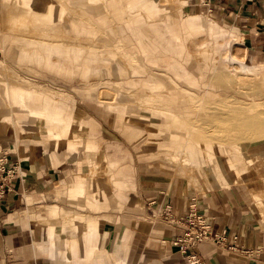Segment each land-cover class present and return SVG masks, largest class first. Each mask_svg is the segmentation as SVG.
<instances>
[{"label":"crops","instance_id":"1","mask_svg":"<svg viewBox=\"0 0 264 264\" xmlns=\"http://www.w3.org/2000/svg\"><path fill=\"white\" fill-rule=\"evenodd\" d=\"M6 3L10 9L1 22L9 31L44 41L75 42L60 22L69 8L64 0H6ZM141 3L139 14L128 15L112 31L117 42L126 43L130 55H125L135 57L138 68L148 69L143 64L149 61L163 63L162 50L151 49L164 40L162 25L173 36L183 30L188 39L204 30L201 13L209 14L218 24L215 25L226 30L230 21L235 23L242 33L247 55L256 52L253 65L262 64L257 54L261 56L264 52V0H186L189 10L182 23L179 15L150 20ZM114 4L117 3L114 1ZM201 8L203 11L199 12ZM121 10L119 16L128 11ZM190 17H197L194 25L188 23ZM32 48L38 49L21 50L22 58L43 61L50 69L63 67L69 61V65H78L82 58L81 62H85L84 45L41 44ZM209 63V57L203 56L202 61L186 69L184 78L189 87L210 88V81L202 78L201 71ZM257 70L258 77L262 72L261 68ZM2 81L7 85L4 89L0 87L3 91L10 90L12 101L18 102L19 97V102L29 103L30 113L43 119L44 127L55 136L59 138L73 131L70 121L62 116V109L52 111L49 107L47 113L38 108L40 96L29 94L15 84L9 85L8 80ZM1 88L0 149L18 161L19 168L14 191L0 202V264H188L172 243L181 228L169 222L165 214L169 206L170 213L184 215L191 204L210 220L214 232L226 235L222 243L203 241L194 247L202 264H264V207L258 205L264 198V181L260 183L253 177L249 189L244 180L240 183L239 179L232 185L223 180L221 186L208 185L200 179L198 182L196 176L182 169L176 139L166 144L171 152L168 157L175 165L174 174L170 167L155 157L149 158L147 153L138 155L131 163L127 156L111 158L117 167L109 172V195L97 204L98 208H108V211L86 212L85 199L80 194L83 176H79L81 172L76 162H73L75 167L68 158L53 157L52 152H45L42 163L34 141L22 143L20 136L15 139L5 135V122L10 118L6 113L20 109L3 108ZM189 94L187 96L198 97L193 92ZM40 95L47 97L46 93ZM123 122L115 120V126L125 124L123 126L128 128H137ZM80 144L77 139H67L58 141L56 146L74 150ZM82 148L98 155L89 142ZM194 160L197 161L196 156ZM117 191L123 197V204L117 201ZM122 206L125 210L117 212Z\"/></svg>","mask_w":264,"mask_h":264},{"label":"rangeland","instance_id":"2","mask_svg":"<svg viewBox=\"0 0 264 264\" xmlns=\"http://www.w3.org/2000/svg\"><path fill=\"white\" fill-rule=\"evenodd\" d=\"M64 1L69 8L60 22L75 42L44 41L9 31L1 20L10 6L6 0H0V86L4 89L7 85L2 81L5 79L9 85L35 93L40 96L38 108L47 113L49 107L52 111L62 109V116L70 121L73 131L58 138L44 127L43 119L30 113L29 103L19 102V97L18 102L12 101L10 90L3 91L0 87L4 93L1 95L3 108L20 109L6 113L10 118L5 122L4 133L9 138L20 136L22 143L34 141L42 163L45 152H52L53 157H66L74 166L76 162L81 172L79 176H83L80 194L85 199L86 212L108 211V208H98L97 204L109 195V172L117 167L111 158L123 155L129 157L127 161L131 163L138 155L147 153L149 158L155 157L170 167L174 174L175 165L168 157L171 152L166 144L176 139L182 169L196 176L198 182L200 179L208 185L221 186L224 181L232 185L239 179L240 183L244 180V185L251 187L256 177L263 183L264 52L261 56L257 54L262 64L253 65L256 52L247 55L242 33L235 23L230 21L226 30L217 26L209 14L201 13L204 30L188 39L183 30L173 36L162 25L164 40L151 49L162 50L163 63L149 61L143 64L148 69H140L134 62L135 57L125 55L130 53L126 43L117 42L112 32L119 21L141 12L136 0ZM114 1L121 8L125 6L123 10ZM150 1L156 3V8L142 6L147 9L150 20L179 15L182 23L188 14L186 0H174L172 5L168 0ZM119 9L128 11L119 16ZM188 20L194 25L197 17ZM41 44L84 45L85 62H81L82 58L78 65H69V61L66 65L62 62L63 67L50 69L43 61L22 58L21 50L38 49L32 47ZM203 56L210 61L206 69H201L202 78L210 81L207 90L202 86L189 87L184 78L186 69L202 61ZM118 60L123 63L120 62L121 67L117 69ZM259 68L262 73L257 77ZM188 91L198 97L187 96ZM40 93H46L47 97ZM115 120L137 128H128L123 126L125 124L116 127ZM67 139L79 140L80 147L70 150L56 146L58 141ZM88 142L98 155L82 148ZM29 150L27 148L26 152ZM222 162L230 163L231 167L221 168ZM116 198L123 204L119 191ZM258 205L264 207V198ZM124 210V206L116 209L117 212Z\"/></svg>","mask_w":264,"mask_h":264},{"label":"built area","instance_id":"3","mask_svg":"<svg viewBox=\"0 0 264 264\" xmlns=\"http://www.w3.org/2000/svg\"><path fill=\"white\" fill-rule=\"evenodd\" d=\"M18 168L19 162L9 153L0 149V202L14 191ZM165 216L169 222L177 224L181 228L180 233L176 235L172 243L188 264H202L198 253L194 250L198 243L203 241L222 243L226 239L225 233L213 231L212 223L203 213L198 211L195 204H191L186 213L180 216L170 213L168 206ZM231 247L235 248L234 245Z\"/></svg>","mask_w":264,"mask_h":264},{"label":"bare ground","instance_id":"4","mask_svg":"<svg viewBox=\"0 0 264 264\" xmlns=\"http://www.w3.org/2000/svg\"><path fill=\"white\" fill-rule=\"evenodd\" d=\"M141 2H142L141 0H136V3H137V4H140ZM168 2H169L170 5H172V4L174 3V0H168ZM144 3H145V1H144L143 3H141V4H143V6L147 5V7H149V8H150V7H153V8L155 7V8H156V3H155L154 1L147 0V2H146L145 4H144ZM120 62H122V61L118 60V61L115 63L117 69L121 67ZM122 63H123V62H122ZM122 63H121V64H122ZM123 65H124V64H123ZM217 151H218V150H217ZM223 166H225V167L227 166L228 168L231 167V166H230V163H226V165H224V163L222 162V163H221V168H222ZM242 177H244V176H242Z\"/></svg>","mask_w":264,"mask_h":264}]
</instances>
